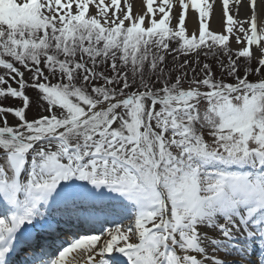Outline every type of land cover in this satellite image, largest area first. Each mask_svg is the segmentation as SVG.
<instances>
[{
	"label": "snow or ice",
	"instance_id": "1",
	"mask_svg": "<svg viewBox=\"0 0 264 264\" xmlns=\"http://www.w3.org/2000/svg\"><path fill=\"white\" fill-rule=\"evenodd\" d=\"M133 8L0 0V264H264V0Z\"/></svg>",
	"mask_w": 264,
	"mask_h": 264
},
{
	"label": "bare ground",
	"instance_id": "2",
	"mask_svg": "<svg viewBox=\"0 0 264 264\" xmlns=\"http://www.w3.org/2000/svg\"><path fill=\"white\" fill-rule=\"evenodd\" d=\"M131 2L134 5L133 10L134 11L139 10L140 0H131ZM242 7H244V6L242 5ZM242 14L244 17L245 16V10L242 11ZM194 17H195V14L190 11L188 13V16H187V26H188L189 33H191L192 29H193ZM210 27H211V30H213V31L219 32L222 30L221 6H220L219 2H217V4L215 5L214 11L211 15Z\"/></svg>",
	"mask_w": 264,
	"mask_h": 264
},
{
	"label": "rangeland",
	"instance_id": "3",
	"mask_svg": "<svg viewBox=\"0 0 264 264\" xmlns=\"http://www.w3.org/2000/svg\"><path fill=\"white\" fill-rule=\"evenodd\" d=\"M171 60V57H169V61ZM253 79H256V77L255 78H253Z\"/></svg>",
	"mask_w": 264,
	"mask_h": 264
}]
</instances>
